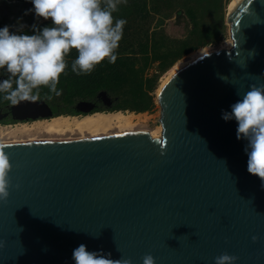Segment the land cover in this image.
Returning <instances> with one entry per match:
<instances>
[{
  "label": "water",
  "instance_id": "obj_1",
  "mask_svg": "<svg viewBox=\"0 0 264 264\" xmlns=\"http://www.w3.org/2000/svg\"><path fill=\"white\" fill-rule=\"evenodd\" d=\"M227 22L229 50L181 64L160 82L159 139L3 146L11 169L0 264H75L80 244L132 264L146 254L155 264H214L222 253L264 264V187L247 171L236 121L221 118L237 91L264 83V0H239ZM99 99L109 103L105 93ZM20 111L51 114L44 101L12 105L14 117Z\"/></svg>",
  "mask_w": 264,
  "mask_h": 264
},
{
  "label": "clouds",
  "instance_id": "obj_2",
  "mask_svg": "<svg viewBox=\"0 0 264 264\" xmlns=\"http://www.w3.org/2000/svg\"><path fill=\"white\" fill-rule=\"evenodd\" d=\"M122 0H31L37 18L50 19L48 26L33 24L32 33L24 32L22 18L19 28L10 31L11 25L0 27V69L7 78L0 80V98L11 105L21 101H38L40 88L45 86L55 96L62 88L57 85L60 75L66 73L70 50L77 55L71 62V71L76 75L90 74L107 59L115 63L116 50L123 36L127 21L114 18ZM230 105V111L221 110L225 121H236V138L245 140L247 171L261 178L264 187V83L250 84L248 90ZM51 98V97H49ZM0 144V201L9 195L11 169L10 157ZM255 240L256 237H253ZM75 264H132L131 259L111 258L103 250H88L84 244L73 249ZM238 257L222 253L214 258V264H236ZM143 264H155L151 254L143 257Z\"/></svg>",
  "mask_w": 264,
  "mask_h": 264
},
{
  "label": "trees",
  "instance_id": "obj_3",
  "mask_svg": "<svg viewBox=\"0 0 264 264\" xmlns=\"http://www.w3.org/2000/svg\"><path fill=\"white\" fill-rule=\"evenodd\" d=\"M174 1L184 2L180 0H122L118 10L112 13L114 18H123L127 21L116 50L115 63H108L105 59L90 74L78 76L71 71V62L77 55L76 50L72 49L66 57L67 74L60 75L57 85L58 88L63 89L62 94L55 96L47 87L41 86L39 100L53 105L55 110L63 109L56 111L55 116L69 114L66 106H72L78 101V103H90L93 107L92 111L96 113L149 111L153 106L152 93L159 80V75H149L150 68L155 63H159L158 70L162 73L166 72L178 58L197 49L179 51L178 46L182 43L181 41H171L158 30V27H152L156 17L161 18L160 22H162L169 19L177 7H181V5H175ZM189 14L191 18L194 17L192 12ZM50 24L51 22H46L37 27ZM24 32L31 34L32 30L28 29ZM101 93L107 94L109 103L102 101V108L94 107L93 102L99 100ZM2 103L10 102L0 98V104Z\"/></svg>",
  "mask_w": 264,
  "mask_h": 264
},
{
  "label": "rangeland",
  "instance_id": "obj_4",
  "mask_svg": "<svg viewBox=\"0 0 264 264\" xmlns=\"http://www.w3.org/2000/svg\"><path fill=\"white\" fill-rule=\"evenodd\" d=\"M171 1V0H170ZM184 2L174 1L175 5H181L173 11L169 19L161 21V18L156 17L152 27H158L160 32H163L165 36L171 41H181L182 43L178 46L179 51L191 50L197 48L195 51L183 55L178 58L171 67L166 72H161L158 70L159 63H155L148 72L149 75L157 74L159 75V80L156 85L155 90L152 93L153 96V106L152 108L143 113H136L132 111H115L122 112L128 117H133V128L129 130L120 131L118 128H113L110 130L111 134H125L132 132L141 131H153L160 125V112L161 108L157 100L156 92L159 88L161 79L175 66L178 64H184L188 62L187 60L190 56L200 49L206 50H218L227 40L230 38L229 28L230 24L227 22V15L229 13L230 4L233 0H180ZM189 12L194 15L191 18ZM189 15V16H188ZM39 23L43 24L46 22H51L50 19L45 20L44 18H39ZM196 21H194V20ZM159 20V21H158ZM161 24V25H158ZM29 30H32L30 28ZM2 77L0 76V80ZM105 113H113L111 111ZM95 114V113H93ZM91 115V114H88ZM87 116V115H86ZM67 117V116H66ZM85 116L70 117L71 119H82ZM56 118V117H55ZM51 121L47 120L44 122H39L32 125L18 126L10 132L9 139L3 138L0 142H13V141H23L30 139H67V138H79L82 133L74 130L66 131L64 133H48L43 132L45 130L46 124ZM42 128V129H41ZM10 130V129H9ZM85 136H89L87 131H84ZM1 140V139H0Z\"/></svg>",
  "mask_w": 264,
  "mask_h": 264
},
{
  "label": "bare ground",
  "instance_id": "obj_5",
  "mask_svg": "<svg viewBox=\"0 0 264 264\" xmlns=\"http://www.w3.org/2000/svg\"><path fill=\"white\" fill-rule=\"evenodd\" d=\"M239 0H233L230 4L229 10H231L235 4ZM233 45L231 37L224 43L218 50H206L200 49L197 52L193 53L190 58L187 60L188 62L202 58L205 56H209L221 51L229 50ZM178 64L173 69H171L161 80L163 82L167 76L172 73L175 69L180 67ZM74 118V117H73ZM133 117H128L122 112H113V113H105L98 112L95 114L87 115L82 119H71L66 116H58L56 118L51 119L46 126L43 132L48 133H64L66 131L74 130L82 133L79 138H67V139H30L23 141H13L9 143H0L3 146L5 145H15V144H28V143H40V142H66V141H102V140H123V139H132V138H141V137H151L153 140L159 139L161 137L162 128L158 126L153 131H141V132H131L125 134H111L110 130L113 128H118L120 131L132 129L134 124L132 121ZM42 129V128H41ZM84 131L89 133V136H85Z\"/></svg>",
  "mask_w": 264,
  "mask_h": 264
},
{
  "label": "flooded vegetation",
  "instance_id": "obj_6",
  "mask_svg": "<svg viewBox=\"0 0 264 264\" xmlns=\"http://www.w3.org/2000/svg\"><path fill=\"white\" fill-rule=\"evenodd\" d=\"M33 5L31 3V0H0V27H3L4 25H11L15 27H10V31H15L19 28L18 24V18H22L23 21V31H26L30 28L33 24H36L37 26L41 25L39 23V17L37 18L35 16L34 12H28L27 15H25V11L27 9H32ZM7 73L4 72L3 69H0V76L1 79L7 78ZM43 101V100H38ZM50 111L51 114L48 116H38L36 118L28 117V113L26 111H20L17 114H15L18 117H14V114L11 112L12 105L10 103L8 104H0V141H3V138H10V132L14 130V128L18 126H26V125H32L39 122H44L47 120H51L55 117L56 111H61L63 109H54V106L44 101ZM79 102V101H78ZM75 103L72 106H66L68 107L67 112L69 114H64L60 116H67V117H79V116H86L87 114L80 111V103ZM94 107H100L102 108V100L99 99L97 101L93 102ZM72 112V113H71ZM96 113V111H91L90 114ZM10 129V130H9ZM0 143H6V142H0ZM8 143V142H7Z\"/></svg>",
  "mask_w": 264,
  "mask_h": 264
}]
</instances>
